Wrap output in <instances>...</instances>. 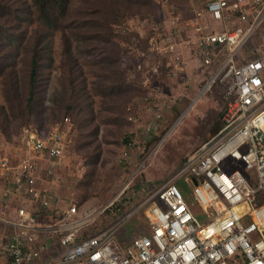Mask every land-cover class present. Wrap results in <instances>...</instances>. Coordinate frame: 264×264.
<instances>
[{"label":"built area","instance_id":"2783aa9c","mask_svg":"<svg viewBox=\"0 0 264 264\" xmlns=\"http://www.w3.org/2000/svg\"><path fill=\"white\" fill-rule=\"evenodd\" d=\"M156 2L158 17L114 24L136 32L135 42L122 46L136 59L146 56L135 65L144 67L145 86L163 68L176 75L186 62L184 47L195 48L201 68L214 66L207 85H225L220 134L136 206L150 233L124 246L109 239L133 211L92 234H81L73 202L51 215L57 201L51 183H60L74 142L68 115L45 132L25 126L18 143L3 137L0 264H264V0H205L190 18L173 0ZM252 168L256 185L246 175Z\"/></svg>","mask_w":264,"mask_h":264},{"label":"rangeland","instance_id":"374dc122","mask_svg":"<svg viewBox=\"0 0 264 264\" xmlns=\"http://www.w3.org/2000/svg\"><path fill=\"white\" fill-rule=\"evenodd\" d=\"M81 1L67 0V9L81 7ZM26 2L34 11L30 14L31 19L24 18L20 24L28 40H22L17 51L13 50L5 71L0 74V139L4 137L11 143L24 126L45 132L68 115L74 142L60 167V183H51L57 200L55 208L75 203L83 221L81 234L95 233L133 211L109 239L110 245L124 246L132 236L150 233L144 209L136 206L169 179L188 156L199 152L220 134L225 85L220 82L207 85L214 66L201 68L195 48L187 45L184 47V68L176 75L163 68L152 85L138 83L141 88L102 96L97 86L105 71L102 64H98L101 61L98 57L103 53L96 55L83 51L71 35L72 50L86 76L83 90L89 100L88 108L78 111L79 105L64 90L61 32L53 26L44 45L46 55L42 59L41 74L44 83L37 91V101L27 107L24 100L28 72L26 57L30 52L27 49L32 46L28 34L32 35L35 29L45 25L35 17L32 0ZM173 2L184 17L190 18L194 8L204 4L205 0ZM158 7L156 0L137 3L122 10L123 16L113 23L121 24L136 16L158 17ZM227 22L233 27L239 23L230 19ZM134 36L131 34L127 41L135 42ZM145 40H141V47H145ZM123 52L126 77L132 79L138 73L137 60L134 51ZM15 80L18 89L11 90L9 84ZM10 90L13 97H17L15 93L19 94L20 100L14 98L17 104L7 101ZM67 102L77 106L66 112L64 105ZM90 107L92 111L88 110ZM84 114L93 117L84 120ZM246 175L248 181L256 185V170L248 169ZM38 242L43 241L40 238ZM51 245L59 246L56 236ZM42 249L46 251L48 247Z\"/></svg>","mask_w":264,"mask_h":264},{"label":"trees","instance_id":"16d2710c","mask_svg":"<svg viewBox=\"0 0 264 264\" xmlns=\"http://www.w3.org/2000/svg\"><path fill=\"white\" fill-rule=\"evenodd\" d=\"M66 1L32 0L35 5V17L42 20L45 26L41 29H35L32 35L28 34L29 42L32 46H30L31 49H27L30 52L26 57V66L28 68L26 94L24 97L26 106L32 107L37 101V91L40 89L39 86L44 83L43 80L45 78L41 75L42 59L46 55L44 45L48 41L49 29H52L53 26L58 27L61 32V63L65 75L64 90L67 96L73 98V102L79 105L67 102L64 105L66 112L74 108V106H77L78 111L88 108L89 102L87 93L83 90L86 76L83 73L80 62L77 60V56L72 50L71 35L76 38L77 45L83 51L90 54L96 53V55L103 53L98 57L101 60L98 64H102L105 71H103V78L98 81L97 86L102 96H112L127 92L132 88H141L138 83H141L144 67L137 69L138 73L134 78L127 79L125 73L127 65L124 66L122 64L124 61L123 51L125 50L122 42L127 41L131 34L134 33L136 35V32L133 29L123 32L121 29L114 27L113 22L123 16L122 10H127L137 3H145L147 0H83V2H80L81 7L73 8L72 10L67 9ZM32 12L34 11L31 8V4L27 3L26 0H0V74L5 71V65L10 61L9 57L12 55L13 50L16 49L17 51L21 41L26 39V31L21 28L20 24L24 18L31 19L30 14ZM141 40L144 41L145 39L141 38L140 43ZM15 42L16 44L14 45ZM145 42V47H141L140 43L139 46L147 51L148 45L146 40ZM11 45H14V47L8 49ZM145 57L144 55H139L136 60L143 63ZM157 74L152 75V84L156 81ZM11 85H13L12 88ZM9 87L11 90H17L18 82L16 80L13 81V83L9 84ZM11 90L7 93L6 99L9 103L14 102L17 104L14 98L19 97V94L15 93L17 97H13ZM18 100H20V97ZM88 110L92 111V108L90 107ZM92 117L93 115L87 117L84 114L82 118L87 120L92 119ZM24 127L12 140L13 143H18L19 135ZM63 208L61 206L55 208L51 214L52 217L59 216Z\"/></svg>","mask_w":264,"mask_h":264},{"label":"crops","instance_id":"0c3cea01","mask_svg":"<svg viewBox=\"0 0 264 264\" xmlns=\"http://www.w3.org/2000/svg\"><path fill=\"white\" fill-rule=\"evenodd\" d=\"M184 57H186L185 53H184ZM50 219L52 218L50 215H49Z\"/></svg>","mask_w":264,"mask_h":264}]
</instances>
